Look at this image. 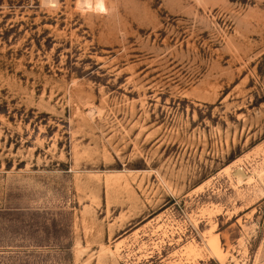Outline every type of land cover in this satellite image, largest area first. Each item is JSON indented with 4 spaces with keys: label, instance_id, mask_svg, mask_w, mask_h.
<instances>
[{
    "label": "rangeland",
    "instance_id": "obj_1",
    "mask_svg": "<svg viewBox=\"0 0 264 264\" xmlns=\"http://www.w3.org/2000/svg\"><path fill=\"white\" fill-rule=\"evenodd\" d=\"M0 264H264V0H0Z\"/></svg>",
    "mask_w": 264,
    "mask_h": 264
},
{
    "label": "bare ground",
    "instance_id": "obj_2",
    "mask_svg": "<svg viewBox=\"0 0 264 264\" xmlns=\"http://www.w3.org/2000/svg\"><path fill=\"white\" fill-rule=\"evenodd\" d=\"M91 113V112H90ZM208 245L210 250L216 255L219 256V246H218V240L215 237H212L208 240Z\"/></svg>",
    "mask_w": 264,
    "mask_h": 264
}]
</instances>
